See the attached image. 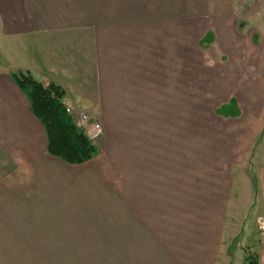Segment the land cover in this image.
Here are the masks:
<instances>
[{
    "label": "crops",
    "instance_id": "obj_1",
    "mask_svg": "<svg viewBox=\"0 0 264 264\" xmlns=\"http://www.w3.org/2000/svg\"><path fill=\"white\" fill-rule=\"evenodd\" d=\"M211 2L192 49L174 0H0L1 216L118 236L71 244L116 258L72 263L224 264L233 218L264 215V30L240 33L231 1ZM19 71L101 125L94 158L48 153Z\"/></svg>",
    "mask_w": 264,
    "mask_h": 264
},
{
    "label": "rangeland",
    "instance_id": "obj_2",
    "mask_svg": "<svg viewBox=\"0 0 264 264\" xmlns=\"http://www.w3.org/2000/svg\"><path fill=\"white\" fill-rule=\"evenodd\" d=\"M232 3V12L236 16V28L242 33L248 29L264 30V0H229ZM211 0H174V13L190 14L192 25V49L199 46V35L202 33L200 26L204 23L198 22L200 14H209L212 10ZM170 9V8H169ZM213 36L207 34L202 41L203 45L207 42L212 43ZM201 43V45H202ZM77 127L83 132L78 125L77 119L72 117ZM84 133V132H83ZM92 143L95 141H91ZM256 173L253 175L254 184L256 186ZM8 216L0 215V264H86L72 263L70 260H78L79 256L91 254L92 256H106L118 253V248H112L113 254H106L105 248L102 252H98L94 247L81 246L71 244L82 243H117V235L114 232L100 231L88 232L89 237L80 232L66 231L61 228L59 230H23L24 224H11L7 221ZM234 229L230 232V237L237 236L226 242L233 243L232 246L226 248L224 252V264H247L248 255H258L259 264H264V215L260 214L257 209H253L248 214H239L233 218ZM38 223L31 224V228L37 227ZM17 228V229H14ZM61 229V230H60ZM244 242V246H243ZM11 243H30V246L7 245ZM67 244V245H65ZM113 258H116L113 256ZM117 264V263H111Z\"/></svg>",
    "mask_w": 264,
    "mask_h": 264
},
{
    "label": "trees",
    "instance_id": "obj_3",
    "mask_svg": "<svg viewBox=\"0 0 264 264\" xmlns=\"http://www.w3.org/2000/svg\"><path fill=\"white\" fill-rule=\"evenodd\" d=\"M13 78L28 94L34 115L45 126L50 155L70 164H82L94 158L96 148L67 113L63 103L65 94L58 85L45 86L23 71L14 73ZM247 261V264H259V256L248 255Z\"/></svg>",
    "mask_w": 264,
    "mask_h": 264
},
{
    "label": "built area",
    "instance_id": "obj_4",
    "mask_svg": "<svg viewBox=\"0 0 264 264\" xmlns=\"http://www.w3.org/2000/svg\"><path fill=\"white\" fill-rule=\"evenodd\" d=\"M64 105L67 113L74 117L75 120L77 119L78 125L81 127L88 140L95 141L101 137L103 133L101 125L94 121L86 110L76 109L66 103H64Z\"/></svg>",
    "mask_w": 264,
    "mask_h": 264
}]
</instances>
